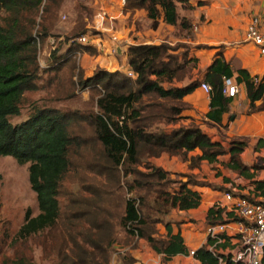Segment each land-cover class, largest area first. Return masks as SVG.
<instances>
[{"label": "trees", "instance_id": "16d2710c", "mask_svg": "<svg viewBox=\"0 0 264 264\" xmlns=\"http://www.w3.org/2000/svg\"><path fill=\"white\" fill-rule=\"evenodd\" d=\"M43 1L0 0V11L4 9L12 15V23L9 26L0 24V155L12 156L20 163H31L29 180L37 194L40 210L35 217L27 214V221L19 230V236H28L45 229L52 232L60 226L63 217L59 201L62 184L70 170L71 152L82 145L83 140L77 133V128L82 129L83 124L94 127L93 138L101 148L99 158L106 162L98 164L100 168L96 170L109 179L111 175L115 178L123 163H138L140 154H146L145 159L149 160L164 153L184 156L195 150L200 153L191 156V167L198 166L202 161L217 162L219 156L228 154L226 168L239 176L253 178L251 170L261 167L259 163L248 166L242 162L240 154L247 145L244 138L231 139L228 145L224 146L213 141L193 122L172 127L169 131L146 130L148 122L156 118L164 119L168 126L176 125L180 119L179 114L185 107L182 98L193 92L202 81L211 86L209 111L206 116L213 123L221 124L222 115L227 112L232 100L222 93L223 77L234 76L236 83L244 87L249 99V112L264 111V75H250L243 68L232 70L220 51L207 67L202 80H192L179 87L173 84L190 76L192 68L196 66V59L189 58L188 51H178L180 45L177 43L128 45L127 64L136 74L135 78L129 77L121 70L110 71L104 68H97L91 76H85L81 63L74 61L71 65L73 74L79 67L75 84L85 90L97 92V111L82 115L78 112L64 113L57 108H41L26 120L13 124L10 117L20 115L24 93L38 88L36 81L40 68L38 38L20 24L19 14L24 8L32 9L31 6L42 5ZM45 1L49 3L48 7L45 6L48 12L59 6L57 0ZM185 1L124 0L123 10H145L153 29L157 28L159 20L162 19L166 24L185 31L191 27L190 22L177 11V5ZM48 32L49 28H45L38 37L43 40ZM87 33L96 34L88 29L83 34ZM77 43L78 46L69 48L70 54L84 50L94 52L89 45ZM70 58L66 59L69 63ZM155 107L161 112L156 111ZM145 109H148V112ZM147 168L148 172H140L135 168L132 170L129 167L124 169L127 174L135 176L132 182L127 183V192L135 190L139 195L124 199L123 205L118 203L123 206L118 221H115L117 215L107 210V204H117L114 199L110 200V197L113 198L112 192L108 191L103 197L101 192L94 190L90 191L94 196L91 199L78 197L72 200L76 209L75 212L66 214V230L58 249L60 264H111L117 246L130 248L140 239L145 240L156 253L161 254L165 261L175 255L189 253L180 233L172 234L168 223H165L166 236L158 233L156 226L163 221L154 218L148 209L155 206L151 202L153 196L154 203L161 198V205L169 208H196L200 204L201 195L188 186H205V183L187 175V179L180 181L176 191L171 194L165 189H160V186L163 188L168 173L152 164ZM251 184L253 190L248 191L249 195L245 196L251 198V194L255 195L256 192L264 195L263 181L254 180ZM222 214V209L212 206L207 212V223L223 221ZM226 215L232 216L231 213ZM119 225L128 237L127 242L124 241L125 237L122 243L116 237ZM220 246L222 245L215 247L216 254L209 251L207 245L202 246L194 251V257L200 264H218L219 256L226 259L218 252ZM261 264H264V254Z\"/></svg>", "mask_w": 264, "mask_h": 264}, {"label": "crops", "instance_id": "0c3cea01", "mask_svg": "<svg viewBox=\"0 0 264 264\" xmlns=\"http://www.w3.org/2000/svg\"><path fill=\"white\" fill-rule=\"evenodd\" d=\"M98 1L100 3L96 5L98 8L96 12L100 13L102 11L100 8L105 10L107 20L99 22L98 14L96 15L93 27L101 28L102 31L95 34L97 38L89 45L94 52L84 50L80 55L81 65L88 75L93 74L97 68L110 71L128 70L126 57L128 45L162 42L170 45L176 43L187 45L189 58L196 59V66L192 68L190 76L182 81H176L173 86L179 87L192 80H202L218 51L222 53L223 59L230 64L232 70L243 68L250 75H264V54H261L256 46L244 40L250 15L264 11L263 0H186L177 5V11L179 15L188 19L191 27L178 36H175L178 31L177 26L166 24L162 19L159 20L157 28H151V20L143 9L124 12V0ZM114 35L117 36L118 41L113 40ZM199 45L206 47L198 48ZM231 78L236 83L235 77ZM181 101L185 107L179 114L178 123L172 127L193 122L213 141L224 146H227L231 139L244 138L247 145L240 154L242 162L251 166L261 159L259 162L261 168L251 170L254 176L249 179L225 167L229 161L228 154L219 156L217 162L202 161L195 167L190 166V158L199 154V150L188 152L183 158L180 155L164 153L149 159L151 164L163 169L169 176L184 174L187 178V175H192L196 180H203L205 183V186H188L201 195L200 204L196 208L185 210L173 208L164 220L170 225L172 234L180 233L185 246L190 251L207 245L205 228L208 225L206 217L209 208L215 206L217 201H221L225 192L230 191L235 195L248 193L253 188L251 182L263 177L264 111L249 112V99L242 85H239V92L230 101L227 112L222 115L221 124H215L207 118L210 94L203 91L200 86L185 95ZM200 169L203 170L202 177H200ZM226 214L227 212L223 210L221 222H226L227 233L231 234L234 232L235 222L232 216ZM165 223H159L157 226L161 236H166L167 233ZM229 246L228 240L219 247L218 252L221 253ZM125 255L121 257L123 264L142 261L149 264H200L189 253L178 254L165 261L162 255L156 253L143 239L137 240L127 248Z\"/></svg>", "mask_w": 264, "mask_h": 264}, {"label": "rangeland", "instance_id": "374dc122", "mask_svg": "<svg viewBox=\"0 0 264 264\" xmlns=\"http://www.w3.org/2000/svg\"><path fill=\"white\" fill-rule=\"evenodd\" d=\"M57 3L59 6H55L51 12L45 8V6L48 7L49 3L44 0L42 5L31 6L32 9L24 8L19 14L20 24L27 27L28 31L38 38L37 49L40 68L39 78L36 81L38 88L35 91L24 93L20 104V115L10 117L13 124L26 120L33 112L41 108H57L64 113L78 112L82 115L97 111L95 106L98 97L97 92L85 90L80 85L75 84L78 80L79 67L74 74L71 70L74 61L77 64L81 63L82 51H79L80 54H70L69 48L73 45H79L76 37L85 33L87 29L96 33L99 32L93 25L98 14L96 5L100 1L57 0ZM101 10L103 9L100 8ZM10 23H12V15L1 9L0 24L9 26ZM45 28H49V32L45 34L47 36L42 40L38 35L41 31H45ZM181 33L183 31L178 29L175 36L181 35ZM186 47L187 45H180L178 51H187ZM78 50L80 49L78 48ZM68 56L71 57V63L66 61ZM91 75L92 73L88 75L85 72V76ZM69 88L71 90H68ZM150 100L156 101V99ZM154 109L161 112L158 107ZM145 111L148 112V109ZM82 126V129L77 128V133L83 140L82 145L79 149L71 152L69 157L70 170L64 177L62 184L59 201L63 217L60 226L52 232L45 229L28 236H19V230L27 221V214L30 213L32 217H35L40 213L37 194L32 189L29 180L31 163H20L12 156L0 155V264H60L58 249L63 241V232L66 230V214L75 212L76 209V205L72 204L73 199L78 197L91 199L94 196L90 191L94 190L101 192L103 197L108 191L112 192L113 198L110 197V200L114 199L117 204H107V210L116 214L117 219L115 221H118V216L123 212V206L121 207L119 204L123 205L124 199L139 195L135 190L127 192V183L132 182L135 176L127 174L124 169L129 167L132 170L135 168L140 172H148L147 167L152 162L145 159L146 154H140V160L136 164L123 163V167H120V172L115 175V178L113 175L110 176L111 179L106 175L102 176L97 173L96 168H100L97 166L98 164L106 162L99 158L101 148L93 138L94 127L89 124ZM171 128L172 126H168L164 119L156 118L148 122L146 130L160 132L169 131ZM180 157L183 158V155L181 154ZM260 161L261 159H258L257 164ZM218 163L222 164L223 162ZM200 171V177H202L203 170L200 169ZM186 179L184 176L178 175L167 176L163 188L160 186V189L162 191L165 189L172 194L178 188L179 182ZM88 187H91L92 190ZM154 198L155 196L151 198V202L155 206L148 211L154 218L165 223L167 214L173 208L161 205V198L154 203ZM116 237L120 242L123 241L124 237V241H128V237L120 225L117 226Z\"/></svg>", "mask_w": 264, "mask_h": 264}, {"label": "built area", "instance_id": "2783aa9c", "mask_svg": "<svg viewBox=\"0 0 264 264\" xmlns=\"http://www.w3.org/2000/svg\"><path fill=\"white\" fill-rule=\"evenodd\" d=\"M106 16L105 10L98 13L99 22L107 20ZM95 29L102 31L101 28L96 26ZM95 38H97L95 33H87L76 40L83 45H91ZM113 40L118 41L116 35L113 36ZM244 40L256 46L260 53L264 54V11L250 15L244 32ZM124 72L129 77H136V74L131 69ZM199 86L207 94H210V84L202 81ZM238 92L239 85L231 77L222 78V93L226 97L233 99ZM260 180L264 182V175ZM245 195L249 194L235 195L228 191L224 193L223 199L215 204L217 209H223L227 213L232 214V219L235 222L233 233H227L226 222L208 224L205 228L207 249L213 254H216L215 247L217 245H223L228 240L230 241V246L221 251L226 259L219 256L218 264H261L264 254V195H261L260 192H256L255 195L251 194V198ZM126 250L127 248L117 246L112 256L111 264H123L121 257H124ZM194 251L190 250L189 255L194 256ZM132 264L149 263L142 261Z\"/></svg>", "mask_w": 264, "mask_h": 264}]
</instances>
